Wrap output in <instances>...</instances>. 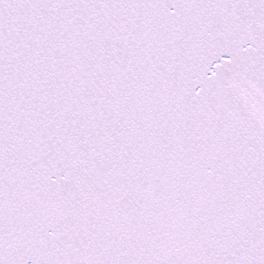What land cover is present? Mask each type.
Here are the masks:
<instances>
[{
    "label": "snow or ice",
    "instance_id": "1",
    "mask_svg": "<svg viewBox=\"0 0 264 264\" xmlns=\"http://www.w3.org/2000/svg\"><path fill=\"white\" fill-rule=\"evenodd\" d=\"M0 264H264V0H0Z\"/></svg>",
    "mask_w": 264,
    "mask_h": 264
}]
</instances>
